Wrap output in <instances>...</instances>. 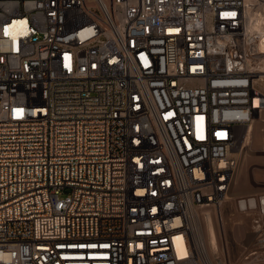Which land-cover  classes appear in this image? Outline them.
I'll use <instances>...</instances> for the list:
<instances>
[{"label": "built area", "instance_id": "obj_1", "mask_svg": "<svg viewBox=\"0 0 264 264\" xmlns=\"http://www.w3.org/2000/svg\"><path fill=\"white\" fill-rule=\"evenodd\" d=\"M262 30L264 0H0V264H264V191L231 195Z\"/></svg>", "mask_w": 264, "mask_h": 264}, {"label": "rangeland", "instance_id": "obj_2", "mask_svg": "<svg viewBox=\"0 0 264 264\" xmlns=\"http://www.w3.org/2000/svg\"><path fill=\"white\" fill-rule=\"evenodd\" d=\"M262 116L264 119V113L262 114ZM254 131L255 132L252 136V141L249 144H245L242 141L241 139L242 136L239 137V147H241L240 163H239V169L235 176V181L231 189V195L233 197L240 196V195H246V194L259 193L261 191H264V179L262 180L263 177H260V178L255 177V174L258 175V174L264 173V136H263L264 135V123H262L261 127L255 128ZM255 136L257 137V140ZM244 159L248 160L247 166L244 165V162H245ZM242 169H243V172H245V170L247 169L248 174H249L248 181L251 184V187L246 192L244 191L241 192L239 191L241 189L236 187V179L238 178V175L242 172ZM221 210H222L223 218L225 221V227L230 232V234L235 233L236 235H242L243 231H245V229L249 225V216L245 217L244 224L246 225L245 226L246 228L243 230V228L241 227V231H240L237 225L232 226L231 219H230L238 215L237 213L238 211L236 210L233 201L227 200L226 202H224L221 206Z\"/></svg>", "mask_w": 264, "mask_h": 264}, {"label": "bare ground", "instance_id": "obj_3", "mask_svg": "<svg viewBox=\"0 0 264 264\" xmlns=\"http://www.w3.org/2000/svg\"><path fill=\"white\" fill-rule=\"evenodd\" d=\"M256 29H259L258 26H255ZM264 32V30H262ZM264 42L262 41V44ZM259 66L264 70V61L263 62H260L259 63ZM264 119H263V116L262 114L257 117L252 126L249 128L248 132L247 133H244V135H242L241 139L242 141L245 143V144H249L251 141H252V136L254 134V130L255 128H258V127H261L262 126V123ZM258 133V132H257ZM261 136V135H260ZM264 136V135H263ZM256 137V136H255ZM259 138V137H258ZM255 139V138H254ZM261 139V138H260ZM256 140H257V137H256ZM263 140V139H262ZM247 152V151H246ZM245 162H244V165L247 166L248 165V160L244 159ZM253 163V162H252ZM244 166V167H245ZM246 168V167H245ZM248 168V167H247ZM262 173V172H261ZM248 171L247 169L245 170V172H243V169H242V172L238 175V178L236 179V187L237 188H240L241 192H246L250 187H251V184L250 182L248 181ZM255 177H263L262 180L264 179V173L262 174H258L256 175L255 174ZM260 180V179H259ZM260 204L262 207H264V196H261L260 200H259ZM246 207H248V205H246ZM237 213L238 215L236 217H232L230 218L231 219V223H232V226L233 225H237V227L240 229L241 231V227L243 228V230L245 229V224H244V221H245V217L247 216L246 215V212L244 210V205L241 204L240 205V208L237 207ZM206 230H207V236L209 238V240L213 243V245H215L216 243V235H215V230H214V227H213V224L209 221L206 225ZM239 231V232H240Z\"/></svg>", "mask_w": 264, "mask_h": 264}]
</instances>
